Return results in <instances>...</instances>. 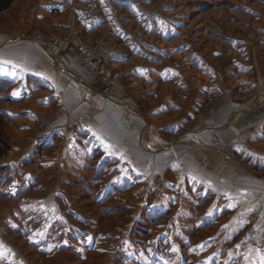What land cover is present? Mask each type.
<instances>
[{
	"label": "rangeland",
	"instance_id": "374dc122",
	"mask_svg": "<svg viewBox=\"0 0 264 264\" xmlns=\"http://www.w3.org/2000/svg\"><path fill=\"white\" fill-rule=\"evenodd\" d=\"M63 1L15 0L10 10L0 13V45L9 38L4 32L9 30L30 40L57 36L68 12ZM59 2L61 7L54 12L51 7ZM60 10H65L63 16ZM106 10L107 27L86 35L79 31V36L91 44L103 40L122 52L117 68H104L96 79L101 93L125 75L131 89H141L140 97L159 107L151 132L162 133L168 143L156 137L150 145L140 141L145 151L163 146L173 151L183 145V109L191 106L196 114L203 107L200 100L216 95L212 88L210 95L201 93L212 87L214 64L264 55L260 48L264 0H120L106 4ZM0 79L9 82L0 86V130L8 142L0 160L9 164L0 166V249L7 253L0 256V264H264L263 254L258 255L263 253L264 233L258 240L254 230L242 232L217 248L215 240L200 239L198 231L205 224L183 228L179 168L170 169L168 177L160 171L152 176L130 168L124 172L122 164L127 161L94 143L85 168L75 175L53 177L43 155L54 156L57 147L43 155L38 150L47 144L45 136L53 138L54 130H64L52 123L62 107L53 96L46 103L49 85L38 83L39 91L18 87L16 94L11 80L2 75ZM194 91L197 94L191 95ZM142 118L147 132V117ZM70 124L77 133L84 128L79 119ZM24 140L29 147L39 142L21 159ZM103 152L108 156L102 157ZM175 152L183 163V153ZM220 154L223 162L230 161V145H221ZM21 175L26 184L18 189ZM60 177L65 179L57 188L54 179ZM50 200L59 206L52 208Z\"/></svg>",
	"mask_w": 264,
	"mask_h": 264
},
{
	"label": "crops",
	"instance_id": "0c3cea01",
	"mask_svg": "<svg viewBox=\"0 0 264 264\" xmlns=\"http://www.w3.org/2000/svg\"><path fill=\"white\" fill-rule=\"evenodd\" d=\"M67 6L58 35L70 22L82 35L108 25L103 0H95L93 12L87 11L88 0H76L75 6L71 2ZM59 7L60 2L51 8L57 12ZM64 11L59 13L63 16ZM4 32L9 38L6 36L8 39L0 45V68L16 75L2 76L13 82L16 94L18 87L29 91L37 88L38 83L49 85L46 103L53 96L62 107L52 123L64 130L61 133L54 130L53 138L45 136L44 144L46 141L47 144L38 150V154L43 155L49 148L57 147L54 156L43 155L53 177L75 175L85 168L92 157V145L96 143L109 148L110 155L117 160L127 161L128 164H122L124 172L130 168L152 176L160 171L163 177H168L172 168L183 170V228L194 223L205 224L198 231L201 240H215L217 247L221 242L232 241L239 233L253 230L255 238L260 239L264 233V55L258 59H221L220 66L214 64L212 87L201 93L204 96L212 88L210 92L216 94L215 97L203 99V103L200 100L203 107L196 114L191 106L183 109L186 112L180 141L183 145L173 147L175 153H183V163L179 164L167 146L151 151L140 147V141L145 140L150 145L155 141L151 139L156 138L168 143L162 133L155 136L151 132L156 123L152 116L160 109L140 97L141 89H131V82L123 75L108 91L101 93V82L96 79L104 68L116 69L119 59L105 61L88 57L70 46L61 49L55 60L47 47L36 39L17 37L16 31ZM260 33V48H264V27ZM196 91L191 95H196ZM143 116L148 120L147 132H144ZM78 119L84 122V128L77 133L70 123ZM38 142H32L29 147L27 140L22 141L21 159L29 156ZM225 144L230 145L233 154L228 162L220 157V146ZM103 153L102 157L108 154ZM4 165L9 164L0 160V166ZM62 179L65 178L54 179L57 188L62 186ZM50 204L52 208L56 206L53 200ZM261 249L263 253L257 254L264 256V246ZM2 252L0 249L1 258L7 255L6 251Z\"/></svg>",
	"mask_w": 264,
	"mask_h": 264
},
{
	"label": "built area",
	"instance_id": "2783aa9c",
	"mask_svg": "<svg viewBox=\"0 0 264 264\" xmlns=\"http://www.w3.org/2000/svg\"><path fill=\"white\" fill-rule=\"evenodd\" d=\"M72 5H76V0H66V3L69 2ZM107 5H111L114 3H118L120 0H103ZM89 7L87 9L88 12H93L95 0H88ZM65 33H61V35L54 36V37H40L38 36L36 40L46 47L50 48L53 55L56 59L59 58V52L61 49H66L70 46L75 47L80 53L88 57H94L99 59H120L123 58L121 50L116 45H109L103 40H97L94 44L88 43L79 36V30L70 22L66 29L63 31ZM35 39V38H34ZM108 83L104 84V87ZM227 153V151H226ZM226 159H228L227 154L224 155ZM26 180L25 176L21 175L19 180L17 181V188L21 189L25 186Z\"/></svg>",
	"mask_w": 264,
	"mask_h": 264
},
{
	"label": "trees",
	"instance_id": "16d2710c",
	"mask_svg": "<svg viewBox=\"0 0 264 264\" xmlns=\"http://www.w3.org/2000/svg\"><path fill=\"white\" fill-rule=\"evenodd\" d=\"M15 0H0V13H4L7 12L8 10L11 9V7L13 6ZM5 83H9L3 79H0V86H2ZM1 116V115H0ZM1 119V117H0ZM1 121H0V126H1ZM8 148V142L7 140L4 138L1 130H0V156H2L6 150Z\"/></svg>",
	"mask_w": 264,
	"mask_h": 264
},
{
	"label": "snow or ice",
	"instance_id": "6c2138e0",
	"mask_svg": "<svg viewBox=\"0 0 264 264\" xmlns=\"http://www.w3.org/2000/svg\"><path fill=\"white\" fill-rule=\"evenodd\" d=\"M0 75H4V76H15L16 73H14V72H8V71H5L3 68H0Z\"/></svg>",
	"mask_w": 264,
	"mask_h": 264
}]
</instances>
